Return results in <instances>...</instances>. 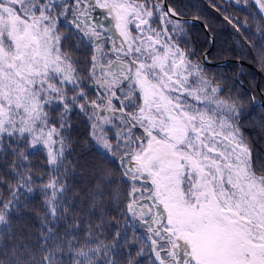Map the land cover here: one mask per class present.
Listing matches in <instances>:
<instances>
[{
  "label": "snow or ice",
  "instance_id": "6c2138e0",
  "mask_svg": "<svg viewBox=\"0 0 264 264\" xmlns=\"http://www.w3.org/2000/svg\"><path fill=\"white\" fill-rule=\"evenodd\" d=\"M234 2L264 69V0ZM186 23L169 0H0V264H264V117L254 141L257 98ZM80 141L100 162L77 191Z\"/></svg>",
  "mask_w": 264,
  "mask_h": 264
},
{
  "label": "trees",
  "instance_id": "16d2710c",
  "mask_svg": "<svg viewBox=\"0 0 264 264\" xmlns=\"http://www.w3.org/2000/svg\"><path fill=\"white\" fill-rule=\"evenodd\" d=\"M169 3L177 7L182 16L199 17V20L207 26L209 34H206L204 28L197 23H186L189 46L195 49V58L201 60L202 52L209 47L208 37L211 35L213 41L207 53L208 59L212 61L228 59L223 65L205 64L209 76L226 80L233 93L240 95L245 101H249L251 96H255L256 100L262 99L264 101V69L254 59L252 50L244 43L243 37L224 19L225 16L234 20L238 18L244 34L250 35L259 43L255 22L252 20L253 14L258 17V9L241 8L229 0H169ZM246 16L249 18L248 28L243 27ZM235 60H246L254 68L243 63L237 64ZM256 70H259V73ZM237 77L246 89L237 81ZM261 117H264V108L258 103L248 102L245 108L244 127L246 133L254 141L260 139V129L257 122ZM96 153V149L86 146L83 141L76 144L70 159L80 162L75 174V183L78 185L77 191L84 188L92 166L100 162ZM33 163L39 167L42 164V154L40 157L34 158ZM30 201L31 209L38 210L40 207L39 194H33ZM21 221L28 226H38L35 212L32 210L22 214Z\"/></svg>",
  "mask_w": 264,
  "mask_h": 264
},
{
  "label": "water",
  "instance_id": "95a60500",
  "mask_svg": "<svg viewBox=\"0 0 264 264\" xmlns=\"http://www.w3.org/2000/svg\"><path fill=\"white\" fill-rule=\"evenodd\" d=\"M182 20L183 21H186L187 22V24H192V23H197V24H199V25H201L203 28H204V30H205V32H206V34H209V32H208V29H207V26L201 21V20H199V19H196L195 17H190V16H182ZM209 47L212 45V41H213V37L210 35L209 37ZM209 47L208 48H206L203 52H202V62H203V58H204V56L205 55H207V53H208V51H209ZM227 60L228 59H224V60H215V61H212V60H210V59H207V62L205 63L206 65H223V64H225L226 62H227ZM235 62L237 63V64H241V63H243V64H246V65H248L249 67H251V68H254L253 66H252V64L251 63H249V62H247L246 60H235ZM257 71V73H259V70H256ZM237 79V81L239 82V83H241V81L239 80V78L237 77L236 78ZM242 84V83H241ZM242 86L244 87V89H246V87L242 84ZM256 103H259L260 105H262V104H264V101L263 100H256ZM264 108V107H263Z\"/></svg>",
  "mask_w": 264,
  "mask_h": 264
},
{
  "label": "rangeland",
  "instance_id": "374dc122",
  "mask_svg": "<svg viewBox=\"0 0 264 264\" xmlns=\"http://www.w3.org/2000/svg\"><path fill=\"white\" fill-rule=\"evenodd\" d=\"M229 1H232L233 3H235L234 0H229ZM194 59H197V58L194 57Z\"/></svg>",
  "mask_w": 264,
  "mask_h": 264
}]
</instances>
